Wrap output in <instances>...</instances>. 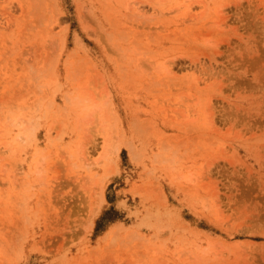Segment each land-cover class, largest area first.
Returning a JSON list of instances; mask_svg holds the SVG:
<instances>
[{
    "label": "rangeland",
    "instance_id": "374dc122",
    "mask_svg": "<svg viewBox=\"0 0 264 264\" xmlns=\"http://www.w3.org/2000/svg\"><path fill=\"white\" fill-rule=\"evenodd\" d=\"M0 264H264V0H0Z\"/></svg>",
    "mask_w": 264,
    "mask_h": 264
},
{
    "label": "bare ground",
    "instance_id": "6f19581e",
    "mask_svg": "<svg viewBox=\"0 0 264 264\" xmlns=\"http://www.w3.org/2000/svg\"><path fill=\"white\" fill-rule=\"evenodd\" d=\"M186 7H187V9H190L188 5H187ZM190 7L192 8V6H191V5H190ZM187 9H186V10H187ZM188 12H189V11H188ZM16 122H17V121H16ZM16 122H15V123H16ZM18 122H19V121H18ZM22 123H23V122H22Z\"/></svg>",
    "mask_w": 264,
    "mask_h": 264
}]
</instances>
